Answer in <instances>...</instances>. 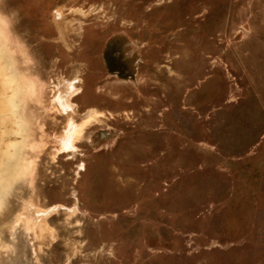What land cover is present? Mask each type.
Masks as SVG:
<instances>
[{
  "label": "rangeland",
  "instance_id": "obj_1",
  "mask_svg": "<svg viewBox=\"0 0 264 264\" xmlns=\"http://www.w3.org/2000/svg\"><path fill=\"white\" fill-rule=\"evenodd\" d=\"M46 77L0 128V264H264V0H11Z\"/></svg>",
  "mask_w": 264,
  "mask_h": 264
},
{
  "label": "clouds",
  "instance_id": "obj_2",
  "mask_svg": "<svg viewBox=\"0 0 264 264\" xmlns=\"http://www.w3.org/2000/svg\"><path fill=\"white\" fill-rule=\"evenodd\" d=\"M21 10L11 0H0V128L18 123L28 134L46 95L41 61L22 27Z\"/></svg>",
  "mask_w": 264,
  "mask_h": 264
}]
</instances>
